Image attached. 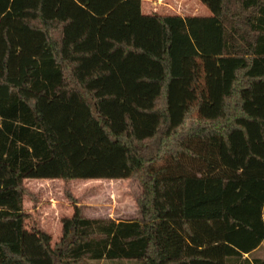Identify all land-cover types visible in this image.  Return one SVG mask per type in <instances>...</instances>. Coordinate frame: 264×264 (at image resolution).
Listing matches in <instances>:
<instances>
[{
    "label": "trees",
    "instance_id": "16d2710c",
    "mask_svg": "<svg viewBox=\"0 0 264 264\" xmlns=\"http://www.w3.org/2000/svg\"><path fill=\"white\" fill-rule=\"evenodd\" d=\"M198 1L0 0V264H264V0ZM132 177L139 219L28 226L25 180Z\"/></svg>",
    "mask_w": 264,
    "mask_h": 264
},
{
    "label": "rangeland",
    "instance_id": "374dc122",
    "mask_svg": "<svg viewBox=\"0 0 264 264\" xmlns=\"http://www.w3.org/2000/svg\"><path fill=\"white\" fill-rule=\"evenodd\" d=\"M144 10L159 15L208 16L209 10L197 0H144ZM25 187L31 196L25 198L26 212L31 215L28 226L33 228L40 221L36 207L42 202L39 210L52 206V218L59 214L66 218L72 214L74 207H78L87 218H104L115 220H135L140 218L137 199L141 194V187L137 177L114 181H84L73 180H25ZM53 226V225H52ZM51 226V227H52ZM51 231V229H50ZM52 245L58 242L61 234L52 228ZM83 264H138L136 261H86Z\"/></svg>",
    "mask_w": 264,
    "mask_h": 264
},
{
    "label": "crops",
    "instance_id": "0c3cea01",
    "mask_svg": "<svg viewBox=\"0 0 264 264\" xmlns=\"http://www.w3.org/2000/svg\"><path fill=\"white\" fill-rule=\"evenodd\" d=\"M141 4H142V12L144 14H150L148 12H145V10H144V0H141ZM180 16H182V15H180ZM192 16H195V15H192ZM41 203L42 202H40V203L37 202L36 206L35 205L33 206V208L36 207V209H37L36 215H38L37 218L40 219L39 222L38 221H34L33 222V224H35V225L37 224V226H33V228H35L37 230H40V231H44V232L48 233L50 236L52 234V232H51L52 231V228H53V230H54L55 233L61 234V224H60V221H61L62 217H60L59 214H56L55 216L53 215L52 218H46L47 217L46 215H52V210L51 209H52V206L53 205L49 206L48 208L39 210V208L42 205ZM24 211H25V213L27 215H31L30 214L31 211L30 212H26L25 200H24ZM72 214H73V211H72ZM72 214L69 215V216H65V217H71ZM113 220H115V219H113ZM115 221H119V220H115ZM50 229H51V231H50ZM244 257L245 258H249L248 255H245ZM251 257H253L255 259L264 260V241L261 243V245L255 251H253V253L251 254Z\"/></svg>",
    "mask_w": 264,
    "mask_h": 264
}]
</instances>
